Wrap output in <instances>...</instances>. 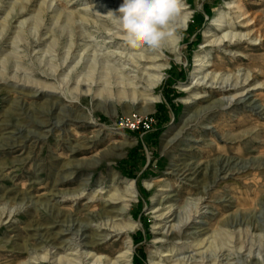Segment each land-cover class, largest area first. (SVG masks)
<instances>
[{"label":"rangeland","instance_id":"1","mask_svg":"<svg viewBox=\"0 0 264 264\" xmlns=\"http://www.w3.org/2000/svg\"><path fill=\"white\" fill-rule=\"evenodd\" d=\"M120 2L0 0V264L81 258L89 248L86 224L104 219L96 216L101 201L87 197L99 187L108 190L111 173L115 189L121 191L126 179L137 191L129 210L136 221L131 264H151L159 250L173 245L180 249L163 261L186 257L190 248L184 246L208 235L207 264L216 257L215 264H264V0H185L188 21L178 30L175 52L168 45L133 48L121 30L116 39L118 26L109 12ZM230 2L239 8H227ZM222 10L225 23H234L232 32L257 39L230 45L227 53L209 45L206 33L222 34L212 25ZM157 53L165 70L148 96L155 101L116 98L117 86L142 89L139 69L147 64L138 56ZM197 57L224 78L248 73L255 85L250 104L203 110L221 95L203 88L205 81L194 85ZM30 80L54 88L34 93L23 86ZM193 93L199 97L191 98ZM46 120L51 128L40 126ZM14 139L18 143L10 144ZM188 165L198 168L197 175L185 171ZM86 178L85 196L64 201L61 195L76 193ZM169 205L173 215L160 225L182 223L173 241L160 246L154 242L156 215ZM199 209L202 224H191ZM103 234L93 235L95 248L89 249L117 255L123 236Z\"/></svg>","mask_w":264,"mask_h":264},{"label":"bare ground","instance_id":"2","mask_svg":"<svg viewBox=\"0 0 264 264\" xmlns=\"http://www.w3.org/2000/svg\"><path fill=\"white\" fill-rule=\"evenodd\" d=\"M120 3L122 4L123 0H121ZM232 7H234L233 9L239 8L238 5H233L231 2L227 3V8H232ZM186 9H188V7L185 6L184 10H186ZM239 16H242V14L241 15L237 14L236 17H239ZM224 19H225V12H224V10H222L220 12L219 16L213 21V24H212L214 29L221 31L222 34H220V35L212 34L210 36V34L206 33L207 34L206 37H211V39H209L207 41V43L209 45H212L216 48H220L223 46L224 47L223 53H227L226 52V50H228L227 47H229L230 45H236L239 42H247V40H249L251 38L250 37L246 38V36L249 35L248 33L232 32L231 27L234 25V23L233 24L232 23L231 24L225 23ZM187 21H188L187 14L183 13V15L180 18L179 30L184 29V27L187 25ZM119 31H120V29L117 27L116 31L113 33V36L116 39L119 38V33H117ZM121 39H123V38H120V40ZM256 39L257 38L251 39V41L256 40ZM177 43H178L177 40L172 39V40L168 41L165 45L169 46L167 48H169L170 51L175 52ZM138 58L139 59L144 58V61L147 64V67L139 69V71L141 70V72H144L142 74H144L145 76L142 78L144 79L145 85H143V87L140 91H137L135 85L132 86L129 84H123L121 86L115 87L116 89L114 91H116V94L115 93L114 94H115L116 98L121 99L123 101L130 102L131 104L144 101V103H146L147 105H150L155 101V99L150 98L148 96L151 95L150 92L153 91L155 89V87L158 85V83L162 80L163 72L165 70V64L158 62L162 59L161 54H159V53L154 54L152 57H144L142 55H139ZM195 61H197L198 64H196V68H195L197 70V73L195 75V76H197L196 77L197 79L194 82V85L199 86L200 82L205 81V84H203V88H205V87L210 88L212 92H218V94L221 95V97L217 98L216 100H213L212 104L210 106L204 108L203 110L208 109L211 111V109H213L214 107H217V109H218L220 106L226 105L230 102L242 103V104H246V105L250 104L251 100H250L249 94L251 91H253V89H255V85L250 82V80H249L250 75L248 73H242L239 75L235 74L234 76L224 78V77H222L221 74H218V72L215 70L214 71H207L208 68L210 66H213V65L208 60H204V57H197ZM208 83H209V85H208ZM26 84H28V85H26ZM26 84H23V86H29L30 88H33L34 93H38V92H42V91H48V90H52L54 88V86H50L44 82H38V81H33V80L28 81ZM206 85H208V86H206ZM188 86L189 85L185 86V89L188 88ZM195 86H193V87H195ZM201 86H202V84H201ZM87 92H88V90L83 91V93H85V94ZM100 92H101V90H100ZM95 96H96V98H97V96H100L99 91ZM198 97L199 96H197L196 93H193V96H191V98H193V99L198 98ZM184 102L189 103V100L186 99ZM256 108H259V107H256ZM81 119H82V121H86L84 117H82ZM51 124H52L51 122L46 120V121H41L40 126L51 128V126H52ZM98 130L100 131V129H98ZM97 138H98V135H96L89 143L95 144V142L97 141ZM17 143H18L17 139H14V140H12V142H10V144H13V145L17 144ZM70 150L73 151V149H70ZM100 156H101V154H99V157ZM95 163L96 162L93 159H91V161L89 162L90 167L91 168L94 167ZM66 165H68V164H66ZM66 165H64V166L67 167ZM185 171H188L190 173V175H197L198 168L195 165H193V166L188 165L186 167ZM212 177L214 179L215 177H218V174L216 172H214ZM116 178L117 177L115 176V174L111 173L110 174V180L111 181H109V182H110V184L111 183L112 184H111L110 188L103 192L102 190L104 187H99V189H97L96 191H93V194H91L90 196L87 197L90 199V202L93 199L94 200L98 199L101 201L99 213L96 214V216L98 219H99V217L104 218V219H102V221L96 223L94 226L90 225L89 223L86 224L88 226V231H89L90 235H88L86 237V240H87L86 243L87 244H85L86 245L85 247H89V248L94 247L95 248V246H93L94 242L91 241L94 238L93 235L94 236H100L99 234L102 232L104 234L110 233L115 237L116 236H118V237L123 236L122 241H121L122 247L118 251L117 255L112 257V256H109L108 254L95 253V252H92L91 249L88 248L87 250L81 252V254H80L81 258L77 259L74 257L75 259H77L74 261H73V259L71 260L70 258H68V256L66 257V256L59 255L56 258L58 263L64 262L65 264H131L130 256H131V252H132L133 238H132L130 233L136 227V221H134L131 218V216L129 214L130 213L129 210H130V203L134 198H136L137 191L135 189L134 182L132 180H126V179H123L121 182L123 184V186H122L123 189L121 191L115 189L113 187V184L115 181H113V180H116ZM67 179H69V174L62 176V177H60V179L56 180V184L60 185L63 181H65ZM88 180H89V178H86V179H83L82 182H79V188H78V191H76V193L61 195V197L64 199V201H67V200L74 201L76 199H81L82 197L85 196L83 194V191L85 190V187L88 185ZM157 204L161 205V207H162V203L158 202ZM202 204L203 203H200V206H199L200 209L203 207V206H201ZM109 205H112L113 209H107V207ZM200 209L197 210L195 213L193 212L194 214L192 215L191 224H196V223L202 224V222H200V220H197V218L202 216L201 215L202 212H200ZM158 211H159V209H157V208L154 210V212H158ZM173 212L174 211L172 210V205H169L165 208V211H162L156 215L157 222L155 223L154 228L159 230L158 232L155 231L156 233H158L159 237H155L154 242L157 243V245L161 246L164 243H170V241H173V239H174L173 236L176 235L175 230L178 227V225L180 224L181 220L178 222L179 224H177V225H174V223L168 224L167 227L165 226L166 224L160 225V222H167V220H164V219L171 217V215H173ZM57 216L59 217V219L62 218L63 220L65 218H67L66 215L64 216L62 214H58ZM233 220H232V222H233ZM232 222H230V223H232ZM227 223H229V222L228 221L224 222V224H227ZM164 228H165V230L163 231ZM202 231H204V229L199 227V229L196 232L199 234L200 233L202 234L203 233ZM104 234H103V238L105 239L106 235H104ZM210 237H211V235H208V236H204V237H199L196 240L189 241L190 243L188 245L184 246L185 249L190 248L187 256L186 257H185V255L179 256V257L175 258L174 260L169 259L168 262L163 261L164 259H162V258H168L169 256H171V252H173V250L175 248H178L177 245L176 246L173 245L172 247L167 248L166 250H163V251L159 250L158 251L159 252V254H158L159 258H157V259L153 258L151 260V264H207L208 256L205 254L207 247L206 248H204V247H205V245L210 243V241H208V239ZM211 242H212V240H211ZM202 248H204V249H202ZM178 249H180V248H178ZM178 249H175V251H177ZM191 251H193V252H191ZM49 253H50V251L46 252L42 256V259L48 260V258H50V257H48V256H50ZM216 258H215V262H216ZM252 258L258 259V257L254 256V255ZM56 260H54V261H56ZM209 260H210V258H209ZM215 262L210 261V263H208V264H215Z\"/></svg>","mask_w":264,"mask_h":264},{"label":"clouds","instance_id":"3","mask_svg":"<svg viewBox=\"0 0 264 264\" xmlns=\"http://www.w3.org/2000/svg\"><path fill=\"white\" fill-rule=\"evenodd\" d=\"M184 9L185 0H123L109 15L131 47L158 50L172 39L179 40Z\"/></svg>","mask_w":264,"mask_h":264},{"label":"built area","instance_id":"4","mask_svg":"<svg viewBox=\"0 0 264 264\" xmlns=\"http://www.w3.org/2000/svg\"><path fill=\"white\" fill-rule=\"evenodd\" d=\"M147 126V125H146Z\"/></svg>","mask_w":264,"mask_h":264}]
</instances>
